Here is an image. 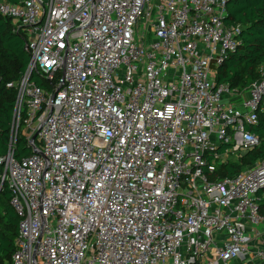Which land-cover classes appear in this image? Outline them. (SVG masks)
Returning a JSON list of instances; mask_svg holds the SVG:
<instances>
[{
	"label": "built area",
	"instance_id": "2783aa9c",
	"mask_svg": "<svg viewBox=\"0 0 264 264\" xmlns=\"http://www.w3.org/2000/svg\"><path fill=\"white\" fill-rule=\"evenodd\" d=\"M227 2L0 0L30 55L6 84L11 264H264V155L210 178L264 138L263 68L215 81L239 44Z\"/></svg>",
	"mask_w": 264,
	"mask_h": 264
},
{
	"label": "trees",
	"instance_id": "16d2710c",
	"mask_svg": "<svg viewBox=\"0 0 264 264\" xmlns=\"http://www.w3.org/2000/svg\"><path fill=\"white\" fill-rule=\"evenodd\" d=\"M5 1L17 3L20 0ZM226 10L225 23L238 28L239 44L217 68L215 81L240 90L261 76L260 67L264 70V0H228ZM29 56L23 28L15 27L9 18L0 15V156L7 150L16 93L6 84L15 81L25 71ZM251 130L263 134L264 110L259 112L258 123ZM25 154L28 152L20 137L15 157ZM263 155L264 138L258 147L219 164L210 178L232 176ZM261 193L257 194L256 203L260 213L264 214V195ZM10 199L11 191L4 182L0 189V264H11L18 231V216Z\"/></svg>",
	"mask_w": 264,
	"mask_h": 264
},
{
	"label": "water",
	"instance_id": "95a60500",
	"mask_svg": "<svg viewBox=\"0 0 264 264\" xmlns=\"http://www.w3.org/2000/svg\"><path fill=\"white\" fill-rule=\"evenodd\" d=\"M35 138V134L31 137V139L33 140ZM0 189H1V184H0Z\"/></svg>",
	"mask_w": 264,
	"mask_h": 264
}]
</instances>
